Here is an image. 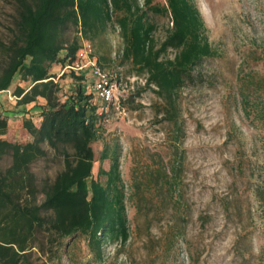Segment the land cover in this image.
Masks as SVG:
<instances>
[{
    "label": "trees",
    "instance_id": "16d2710c",
    "mask_svg": "<svg viewBox=\"0 0 264 264\" xmlns=\"http://www.w3.org/2000/svg\"><path fill=\"white\" fill-rule=\"evenodd\" d=\"M14 3L10 38L0 42V94L12 89L17 105L27 108L17 116L29 140L6 138L12 117L0 101V264H78L76 249L83 242L89 262L105 264L106 245L121 249L131 239L120 143L108 141L95 150L109 127L107 104L87 84H94L92 74L69 72L78 82L62 99L53 68L65 69L83 40L96 45L112 24L118 26L120 65L145 79L162 104L164 121L176 125L179 93L195 83L196 72L216 51L193 0ZM164 20L166 33L159 38ZM258 100L255 114L264 126V98ZM49 159L63 169L52 180H40L33 166ZM163 165L151 182L157 189L162 181L157 194L175 204L179 162ZM141 188L134 183L132 196H140Z\"/></svg>",
    "mask_w": 264,
    "mask_h": 264
},
{
    "label": "rangeland",
    "instance_id": "374dc122",
    "mask_svg": "<svg viewBox=\"0 0 264 264\" xmlns=\"http://www.w3.org/2000/svg\"><path fill=\"white\" fill-rule=\"evenodd\" d=\"M193 1L216 56L179 93L176 125L164 121L145 79L120 65L122 41L113 24L93 45L95 59L104 57L99 65L121 90L120 105H106L109 129L95 150L119 140L131 233L124 248L106 245L105 264H264V126L253 105L264 98V0ZM14 6V0H0V42L10 38ZM167 25L160 24L159 38ZM51 73L65 99L78 81L64 68ZM17 100L12 89L0 94L12 117L6 138L29 140L17 116L27 108ZM175 161L180 177L174 204L157 194L162 181L155 189L151 179L160 165ZM62 169L50 159L33 166L40 180H52ZM134 183H141L140 196H132ZM76 253L78 264H92L84 242Z\"/></svg>",
    "mask_w": 264,
    "mask_h": 264
},
{
    "label": "built area",
    "instance_id": "2783aa9c",
    "mask_svg": "<svg viewBox=\"0 0 264 264\" xmlns=\"http://www.w3.org/2000/svg\"><path fill=\"white\" fill-rule=\"evenodd\" d=\"M115 28L117 33H119V27L116 26ZM94 54L92 42L83 40L76 60L71 65L65 67L64 72L75 71L82 73L89 71L95 78L93 89L98 94L99 99L108 105H120V84L111 79L109 73L98 64Z\"/></svg>",
    "mask_w": 264,
    "mask_h": 264
}]
</instances>
